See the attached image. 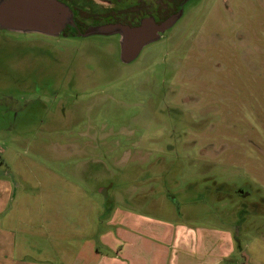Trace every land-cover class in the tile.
<instances>
[{"label":"rangeland","instance_id":"rangeland-1","mask_svg":"<svg viewBox=\"0 0 264 264\" xmlns=\"http://www.w3.org/2000/svg\"><path fill=\"white\" fill-rule=\"evenodd\" d=\"M118 55L111 38L51 52L0 30V175L45 240L37 259L178 264V247L236 233L233 259L264 264V0H193L134 64Z\"/></svg>","mask_w":264,"mask_h":264},{"label":"crops","instance_id":"crops-1","mask_svg":"<svg viewBox=\"0 0 264 264\" xmlns=\"http://www.w3.org/2000/svg\"><path fill=\"white\" fill-rule=\"evenodd\" d=\"M11 195L8 182L0 175V264H53V262H50L51 260L43 261L37 259L39 255L49 251L44 248L40 242L45 240L44 238H39L35 231H26V234H23L24 231L22 228H19V226L22 222L27 221L24 218H17L12 212V205L17 199V196L11 199ZM21 204L23 203L19 202L18 207H20ZM26 207L27 210L30 209L29 206ZM18 212H20V210ZM48 227L46 228L48 229ZM218 234L219 235L216 237L207 235L204 240H191V247L193 248H191L190 252H182L178 247V264H225L227 259L230 258L232 260L233 257L235 258L236 250H238L239 254H243L244 248L239 234L233 233L234 240L232 241L229 236L230 234L226 233V237L223 233ZM46 236L48 237V231ZM164 236H166V234H164ZM48 238L47 240H49ZM161 238H163V240ZM159 239L162 245H164L163 248H166L167 245H169V247L171 246V236L170 238L161 236ZM168 239L169 241H167ZM176 240H178V238L175 239V241ZM188 240L190 239H179L178 243ZM127 251H130V246ZM132 255L133 254L129 253V255L126 256V260L130 261V264H136L140 258L147 257V255L144 257L140 256L136 260V257ZM154 258L155 264H161V254L155 255ZM167 258L168 257L165 258L164 254L162 258L163 264H166ZM243 258L245 261L244 263H237L236 259H233L232 262H234V264H251L249 260L246 261L244 255ZM62 259L63 263H68L63 257ZM143 261L142 259L141 264ZM75 262L74 264H129V262H125V260L119 259L118 257H111V259L109 258L106 261L103 256L96 252L94 247L82 248L75 257ZM69 264H71V262H69Z\"/></svg>","mask_w":264,"mask_h":264},{"label":"flooded vegetation","instance_id":"flooded-vegetation-1","mask_svg":"<svg viewBox=\"0 0 264 264\" xmlns=\"http://www.w3.org/2000/svg\"><path fill=\"white\" fill-rule=\"evenodd\" d=\"M57 3L63 7L68 8L73 12V24L61 22L59 25L56 23L57 29L52 31L50 35L41 34L38 32L23 33L6 31L9 34L31 36L33 39H44L48 42V48L51 52L58 49L60 45L72 40L90 39V38H111L115 39L119 46V63L123 65L134 64L142 55L144 49L151 45H147L137 56L133 59L125 62L122 54L121 42L123 39L122 34L115 33L109 36L92 35L85 36L87 31L92 28L103 26H122L132 30L139 29L144 26L145 23L149 25H162L171 17L178 16L179 12H183L186 6L193 0H56ZM182 16V17H183ZM177 23L165 33L160 34L161 41L168 31L172 30ZM4 31V30H3ZM35 37V38H34ZM40 38V39H39ZM58 43L57 46L55 43ZM62 43V44H61ZM198 115L205 118L203 127H209L211 118L205 115L204 112H199ZM248 192L238 191L239 196L245 197ZM255 206V204H253ZM241 209V208H239Z\"/></svg>","mask_w":264,"mask_h":264},{"label":"water","instance_id":"water-1","mask_svg":"<svg viewBox=\"0 0 264 264\" xmlns=\"http://www.w3.org/2000/svg\"><path fill=\"white\" fill-rule=\"evenodd\" d=\"M182 16L181 11L178 16L171 17L160 26L145 23L143 27L134 30L122 26L92 28L85 36L122 34V54L126 62L137 56L147 45L158 42L160 34L172 28ZM54 21L58 25L61 22L73 24V12L61 7L56 0H0V30L50 35L57 29ZM244 257L246 261L249 260L245 253Z\"/></svg>","mask_w":264,"mask_h":264}]
</instances>
